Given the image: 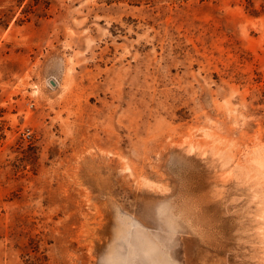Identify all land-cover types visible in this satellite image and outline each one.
Masks as SVG:
<instances>
[{"label":"rangeland","instance_id":"374dc122","mask_svg":"<svg viewBox=\"0 0 264 264\" xmlns=\"http://www.w3.org/2000/svg\"><path fill=\"white\" fill-rule=\"evenodd\" d=\"M0 264H264V0H0Z\"/></svg>","mask_w":264,"mask_h":264}]
</instances>
